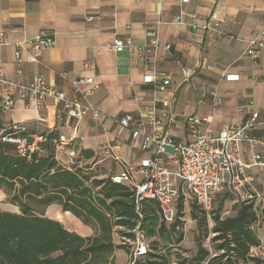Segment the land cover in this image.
I'll return each instance as SVG.
<instances>
[{"label": "crops", "instance_id": "0c3cea01", "mask_svg": "<svg viewBox=\"0 0 264 264\" xmlns=\"http://www.w3.org/2000/svg\"><path fill=\"white\" fill-rule=\"evenodd\" d=\"M149 27L157 28L160 45L141 56L135 48L148 43ZM42 31L53 33L56 44L36 60H30L26 45L18 61L17 43ZM220 31L233 38L227 41ZM3 36L7 44H1ZM117 37H131L133 46L114 51L109 45ZM254 38L264 43V0H0V74L23 83L42 75L69 93L75 80L96 77L101 88L90 100L105 114L74 119L49 98L37 117L18 97L13 111L0 109V130L12 122L35 132L56 130L71 140L63 144L71 154L74 146L97 153L108 145L126 165L137 167L141 152L130 146V130L117 121L132 115L146 123L153 103L161 131L178 141L191 138L184 122L189 115L204 118L214 134L241 124L252 110L264 118V46L253 59L247 49ZM155 69L172 76L168 90L157 92L145 82ZM254 134L264 143V125ZM241 149L250 163V145ZM248 173L254 188L260 187L261 173L253 167Z\"/></svg>", "mask_w": 264, "mask_h": 264}, {"label": "trees", "instance_id": "16d2710c", "mask_svg": "<svg viewBox=\"0 0 264 264\" xmlns=\"http://www.w3.org/2000/svg\"><path fill=\"white\" fill-rule=\"evenodd\" d=\"M19 135L29 141L38 135L43 141L29 159L17 144L0 138V188L19 207V212L0 209V264H111L117 248L116 227L124 240L135 241L137 232L152 240L149 251L135 257L134 264H170L160 246L184 238L183 197L176 220L168 225L157 201L146 200L137 210L134 191L114 182L112 175L100 178L79 165L64 166L56 156L62 145L58 131L41 133L27 127ZM74 148L86 159L96 155L93 149ZM52 204L93 225L96 234L83 236L46 216L44 209ZM191 216L198 226L197 248L191 257L182 259L183 264H264V256L251 252L262 244L253 228L258 220L253 203H236L225 214L224 209L214 208L207 213L194 201ZM209 231L214 234V252L204 242Z\"/></svg>", "mask_w": 264, "mask_h": 264}, {"label": "built area", "instance_id": "2783aa9c", "mask_svg": "<svg viewBox=\"0 0 264 264\" xmlns=\"http://www.w3.org/2000/svg\"><path fill=\"white\" fill-rule=\"evenodd\" d=\"M91 19V17H87ZM176 22H182L181 16L175 17ZM204 28L211 32L208 25ZM219 34L231 40L223 32ZM148 43L135 48L139 55H151L160 45V38L156 27L146 29ZM3 36L1 44H7ZM56 39L53 33L42 31L35 37L17 43L16 59L21 61V51L28 45L32 49L30 60H36L39 53L54 46ZM133 46L131 37H117L109 45L114 51H123ZM264 46L262 41L254 38L250 41L247 53L256 59L259 49ZM228 78H237L230 75ZM172 76L167 72L155 69L145 76V82L154 86L157 92L168 90L172 85ZM72 92L50 84L42 75L35 77L28 83L12 81L0 74L1 104L3 113L11 112L15 108L18 97L27 102L39 117V113L46 107L49 98L55 99L69 117L81 119L91 115L94 119H103L105 114L90 100V97L101 88L96 77L90 76L74 81ZM80 84H85L82 88ZM147 122L136 121L132 115H125L118 119V123L131 132L130 146L141 152L139 165L129 167L112 174L111 179L116 183L126 184L135 193V204L139 210L146 200L159 203L162 220L166 224L173 223L178 214V202L181 197L192 198L207 213L213 210L219 194L230 195L234 204L253 203L261 200L259 191L253 186V179L248 168L253 167L261 173L260 184L264 188V143L254 133L262 125L259 111L252 110L245 120L238 125H226L219 133L214 134L207 121L198 115L185 117V127L190 140L178 141L161 131V121L157 117V105L153 103L147 108ZM202 126L206 131L202 132ZM27 126L22 122H12L7 129L0 131V138L17 144L18 150L29 159L39 148L43 138L34 135L33 141L20 136ZM60 143L68 144L70 139L60 135ZM248 143L251 147L250 163L242 154L241 145ZM185 202V201H184ZM230 211H225L229 214ZM146 253L143 249L140 254Z\"/></svg>", "mask_w": 264, "mask_h": 264}, {"label": "rangeland", "instance_id": "374dc122", "mask_svg": "<svg viewBox=\"0 0 264 264\" xmlns=\"http://www.w3.org/2000/svg\"><path fill=\"white\" fill-rule=\"evenodd\" d=\"M68 145H61L57 149L56 156L58 160L64 166L79 165L88 172H92L100 178L110 176L116 172L123 171L128 165L124 163L120 158L116 157L115 151L108 145L99 149L95 155V159H86L82 157L79 152L74 154L67 151ZM67 151V152H66ZM257 189L260 193L261 200L256 204V212L258 215L257 222L253 225L254 230L262 239V244L259 247H253L251 252L253 255L264 256V189L262 185ZM224 195V196H223ZM225 199V200H224ZM185 201V202H184ZM194 200L192 198H183V232L184 238L179 243H163L160 246L162 253H166L169 258L170 264H183L182 259L191 257L196 251L195 236L198 233L197 221L192 218L191 211L193 209ZM180 201L178 202L179 209ZM234 203L231 197L227 193H223L222 196L216 198L214 203V210L224 209V211H233ZM0 209L19 212V207L8 201V195L4 188H0ZM46 216L61 221L64 226L75 231L83 236H94L97 232L93 225L85 224L80 218L75 216L69 211H63L61 205L52 204L44 209ZM169 225V224H168ZM213 226L212 216L209 217V228ZM210 232V231H209ZM213 233H209L205 238V245L212 252L215 251V241L212 239ZM113 239L117 248L111 260V264H134L135 257H139L140 252L145 249L149 251L151 245V239L143 237L137 232V238L135 241L124 240L119 228L116 227L113 232ZM126 244V245H125ZM123 245L124 247H121ZM242 264H255L254 262L242 263Z\"/></svg>", "mask_w": 264, "mask_h": 264}]
</instances>
